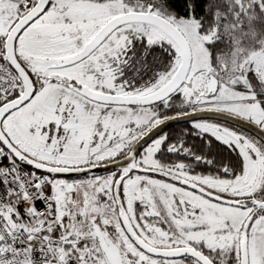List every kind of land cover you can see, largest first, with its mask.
<instances>
[{
  "label": "snow or ice",
  "instance_id": "snow-or-ice-1",
  "mask_svg": "<svg viewBox=\"0 0 264 264\" xmlns=\"http://www.w3.org/2000/svg\"><path fill=\"white\" fill-rule=\"evenodd\" d=\"M0 264H264V0H0Z\"/></svg>",
  "mask_w": 264,
  "mask_h": 264
}]
</instances>
